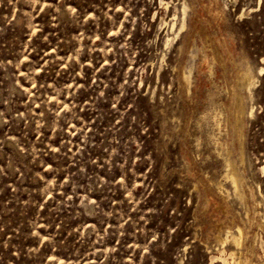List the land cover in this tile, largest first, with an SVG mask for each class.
<instances>
[{"label": "rangeland", "instance_id": "rangeland-1", "mask_svg": "<svg viewBox=\"0 0 264 264\" xmlns=\"http://www.w3.org/2000/svg\"><path fill=\"white\" fill-rule=\"evenodd\" d=\"M236 260L264 264V0H0V264Z\"/></svg>", "mask_w": 264, "mask_h": 264}, {"label": "bare ground", "instance_id": "bare-ground-1", "mask_svg": "<svg viewBox=\"0 0 264 264\" xmlns=\"http://www.w3.org/2000/svg\"><path fill=\"white\" fill-rule=\"evenodd\" d=\"M246 72V71H245ZM240 73V72H239ZM241 74H243V76L242 77H240L239 76V78L238 79H240V83H239V86H242V88L243 87H245V88H248L249 86H250V77L247 75V74H244L242 71H241ZM237 75V74H236ZM238 77V76H237ZM185 79V78H184ZM237 79V80H238ZM236 81V80H235ZM235 83V82H234ZM238 83V82H237ZM236 87H237V85H236ZM236 87H233V88H235V90H236V93L235 94H237V88ZM238 89H241V87L240 88H238ZM233 91V90H232ZM231 92V91H230ZM232 95H234L233 94V92H232ZM238 95H240V94H238ZM237 99V98H236ZM236 102V101H235ZM237 105V106H236ZM235 106H236V110H235V116H233L234 117V122H233V126L234 127H232V128H234V130H232V131H234V132H232L233 134L235 133V136H236V140L237 139H240L241 138V136H242V133H241V126L243 125H241V122H242V115H244L243 113H244V109L245 108H243L244 106H243V104H242V100L239 98L238 100H237V104H236ZM235 108V107H234ZM230 111H231V109H230ZM234 111V110H233ZM232 115V114H231ZM230 115V116H231ZM232 122V121H231ZM231 133V134H232ZM233 137V136H232ZM233 139H234V137H233ZM232 139V140H233ZM241 140V139H240ZM240 140H239V142H240ZM237 142V141H236ZM238 143V142H237ZM240 149H241V145H240ZM239 151H241V150H239ZM227 167H228V172H227V175H228V177H229V179L231 180V183H232V187L237 191H239V189H238V185H239V182H240V176L237 174V172H236V170H235V168L232 166V163H227ZM236 193V192H235ZM220 229V228H219ZM217 232H220V231H218L217 230ZM235 232V231H234ZM231 233H229V235H230ZM247 234V233H246ZM244 235V234H243ZM218 236H219V234H218ZM217 238V237H216ZM221 239V238H220ZM224 239V238H223ZM225 239H226V237H225ZM229 239L231 240V245H232V243L235 245V248H237V249H239V248H241L242 247V245H243V238H242V230L241 229H238L237 230V233L236 234H232V235H230V237H229ZM216 240H218V239H216ZM219 241V240H218ZM224 241H226V240H222V242H224ZM220 242H221V240H220ZM233 245V246H234ZM245 251V250H244ZM234 252L235 251H233V254H234ZM236 253V252H235ZM251 253V252H250ZM230 254V253H229ZM237 254H239V253H237ZM236 255V254H235ZM229 256V255H228ZM230 256H232V254L230 255ZM233 258H235L234 257V255H233ZM237 258V257H236ZM247 258V257H246ZM231 259H232V257H231ZM244 260V259H243ZM252 262V261H251ZM229 263V262H228ZM243 262L241 261V260H236V262H235V264H242ZM226 264V263H225ZM233 264H234V262H233ZM246 264V263H245Z\"/></svg>", "mask_w": 264, "mask_h": 264}]
</instances>
